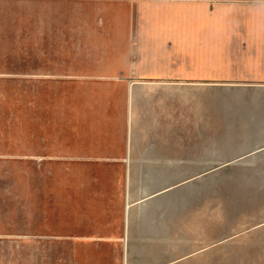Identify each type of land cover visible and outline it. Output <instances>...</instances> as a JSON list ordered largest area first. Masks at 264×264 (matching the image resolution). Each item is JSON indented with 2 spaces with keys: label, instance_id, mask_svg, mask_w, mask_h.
<instances>
[{
  "label": "crops",
  "instance_id": "1",
  "mask_svg": "<svg viewBox=\"0 0 264 264\" xmlns=\"http://www.w3.org/2000/svg\"><path fill=\"white\" fill-rule=\"evenodd\" d=\"M0 19H24L21 44L0 41V82L27 85L23 149L9 133L0 157L90 163L92 177L112 179L111 198L93 194L118 203L108 226L124 239L129 179L148 176L154 163L164 170L159 176H175L171 163L181 155L203 168L208 131H230L234 177L255 179L239 206L263 218L251 224L238 257L264 258V0H0ZM0 22V35L16 29ZM179 46L188 51L184 62L175 60ZM223 49L225 60L206 55ZM214 65L225 68L210 72ZM49 83L56 98L52 138ZM8 106L9 127L16 108L11 100ZM177 129L190 131L184 149ZM177 224L175 205L168 227L182 231Z\"/></svg>",
  "mask_w": 264,
  "mask_h": 264
},
{
  "label": "rangeland",
  "instance_id": "2",
  "mask_svg": "<svg viewBox=\"0 0 264 264\" xmlns=\"http://www.w3.org/2000/svg\"><path fill=\"white\" fill-rule=\"evenodd\" d=\"M0 21L16 28L7 27L10 34L0 35V41L6 40L3 36L18 44L24 41V19ZM187 52L179 46L175 60L186 61ZM15 53L17 59L23 58V52ZM206 55L214 62L230 57L226 49L208 50ZM222 68L214 65L210 72ZM54 86L49 83L50 138L56 134ZM26 88L23 81L0 82V145L8 143L11 133L17 150L23 149ZM10 100L16 109L8 127ZM186 132L190 133L177 129L178 150L184 149ZM229 132L208 131V159L203 168L181 155L171 163L170 173L175 176H159L164 170L154 163L145 172L148 176L129 179L125 195L131 220L124 228V239L108 226V216L116 215L118 203L93 194L98 189L111 198L112 179L92 177L95 170L90 163L51 158L42 165L20 154L13 160L0 157V264H264L263 257H238L240 248L248 245L251 224L263 218L257 210L239 206L247 201L242 194L254 187L255 179L234 177L239 164L234 166L231 160L232 146L226 143L231 140ZM191 172L201 175H186ZM163 189L167 191L156 194ZM175 205L177 228L182 231L168 227Z\"/></svg>",
  "mask_w": 264,
  "mask_h": 264
}]
</instances>
